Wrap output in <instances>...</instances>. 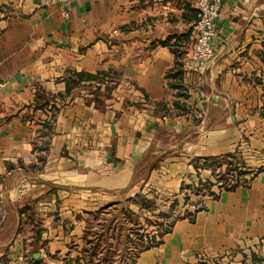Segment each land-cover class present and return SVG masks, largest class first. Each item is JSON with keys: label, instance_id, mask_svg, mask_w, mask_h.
<instances>
[{"label": "crops", "instance_id": "0c3cea01", "mask_svg": "<svg viewBox=\"0 0 264 264\" xmlns=\"http://www.w3.org/2000/svg\"><path fill=\"white\" fill-rule=\"evenodd\" d=\"M196 17V0H0V264H86L99 211L137 213L139 193L191 215L133 264L264 259V0L223 3L203 77L183 66ZM224 155L247 184L218 186L203 162ZM199 180L215 195L185 203Z\"/></svg>", "mask_w": 264, "mask_h": 264}, {"label": "trees", "instance_id": "16d2710c", "mask_svg": "<svg viewBox=\"0 0 264 264\" xmlns=\"http://www.w3.org/2000/svg\"><path fill=\"white\" fill-rule=\"evenodd\" d=\"M84 75H85L84 73H80L79 77H83ZM234 159L239 165H236L235 168H232V163H233L232 160ZM223 164H227L226 170H224L222 174L219 173L217 175L216 173L217 170H221L220 168ZM203 165L212 168L213 173L217 176L216 178L217 182H222L224 184L223 187L225 189H234L239 185L247 184L248 180L246 178V175H248L249 173H252V171L247 170L245 168V162L243 161V159H238L237 157H235V155H224L220 157L205 158ZM233 170L236 174L234 172H231ZM258 170H255V172H257ZM229 183L231 184V186H228ZM212 185L213 183L209 180L207 181L199 180V183L197 185L198 187H195L194 184L183 183L181 187V191L185 193V203L194 202L191 199V193H194V194L203 193V195L204 194L215 195V193L211 190ZM164 200L167 202L165 204H169L168 205L169 212L162 214V219H163L162 222L159 223L157 227H155L157 233H154L151 235L149 233L140 232V228H143L144 226L138 218V220H135V224L138 225L137 226L138 230H136L135 232L136 238L132 240L134 244L132 246L129 243L131 242V237L126 233H124V236H123L122 247L121 249H119V247H116V244L119 241L118 240L114 242L110 241L107 235H105V233L100 232L98 234H95V236L91 237V239H89L90 237L88 235L90 233L88 234L87 232L88 235L87 234L86 235L88 237L87 238L85 237V247L83 249L84 255H85V263L86 264L111 263L110 261L114 260L113 257L116 252L115 249H117L120 260L112 261L113 264H133L135 262V258L137 254L141 250L148 249L162 242L163 235L167 231H169L175 219V218L174 219L172 218V210L179 203L178 199L173 198V197H165ZM153 201L154 200H152L150 197H148L144 193H139L137 197L133 200V202L139 206L140 211L138 213H141L144 210L152 208V206H154ZM128 211L129 210L125 212L127 213ZM130 213L133 215H137L136 212H134L133 210H130ZM186 214L191 215L190 213H187V212ZM145 219L148 224H152V223L154 225L157 224L155 223V221H151L147 218ZM168 220L170 221V223L166 225L165 222ZM116 228H118L117 230L118 231L117 237H118L120 235L119 224H115V226H113V231ZM104 241H105V244H103ZM101 252H103V254H100ZM252 258L253 260L254 259L256 260V258H259L261 260L263 259L262 257L256 255L255 253L252 254ZM26 264H36V263H35L34 258H31ZM39 264H43V263H39ZM64 264H79V259L78 258H68Z\"/></svg>", "mask_w": 264, "mask_h": 264}, {"label": "rangeland", "instance_id": "374dc122", "mask_svg": "<svg viewBox=\"0 0 264 264\" xmlns=\"http://www.w3.org/2000/svg\"><path fill=\"white\" fill-rule=\"evenodd\" d=\"M232 168H235L236 165H239L236 160H232ZM227 168V164H225L223 166V168H220L221 170H217V175L219 173H223L224 170H226ZM239 169V168H238ZM231 172H234L231 171ZM237 172V171H236ZM235 173V172H234ZM236 174V173H235ZM217 178V176L215 177ZM152 199V198H151ZM154 200V206H152V208L150 209H147V210H144L143 212L141 213H136L137 215H133L130 213V210H132L130 207H127L126 204H123V205H115V206H109V207H105L103 208L101 211H99L98 213V218H99V221L97 223H92V225L89 227V230H87L88 232V236H95V234H98L100 232H103V230L107 228V230H112L110 227V225L113 224V221L114 222H119V231L126 233L128 234L130 237H131V242L130 245H134L132 240H134L136 238V235H135V232L137 229V226L135 224V220H139L142 222L143 224V228H140V232H143V233H148V232H152L155 230V227L158 226L159 223L162 222V214L164 213H167L169 212V208H168V205L169 204H165L167 203L164 198H160V201L158 202L159 198H155V199H152ZM179 201V200H178ZM156 206V207H155ZM184 207V206H183ZM183 207L180 206V202L176 205V207L172 210V218H177L183 214H185L186 212L183 211ZM129 210L127 213L125 211ZM183 213V214H182ZM122 216L123 218H125L124 220V224L122 225L120 223V220L122 219ZM149 219L151 221H155V223H157L156 225H154L153 223L152 224H148L146 222V219ZM116 220V221H115ZM107 221V222H106ZM108 225V227H106ZM140 226V225H139ZM97 232V233H96ZM121 235V233H120ZM103 244H105V241L103 242ZM121 242H117L116 244V247H120L121 245ZM116 252L114 254V260H111L110 262L113 264L112 261H117V260H120L119 259V256H118V252H117V249H115ZM97 258V256H96ZM247 259V258H246ZM243 260L242 261V264H264V260L262 259H259V258H256V260L253 258H249L248 260ZM251 259V260H250ZM233 262V257H228V258H225V259H219V260H215L213 261L212 264H232ZM111 263H108V264H111Z\"/></svg>", "mask_w": 264, "mask_h": 264}, {"label": "built area", "instance_id": "2783aa9c", "mask_svg": "<svg viewBox=\"0 0 264 264\" xmlns=\"http://www.w3.org/2000/svg\"><path fill=\"white\" fill-rule=\"evenodd\" d=\"M226 0H196L197 17L192 24V50L185 56L183 66L185 71L203 77L211 59L214 56V41L217 37V18ZM224 188L222 182H218ZM228 186H231L229 183ZM170 221H166L168 225ZM149 234L157 233L156 229Z\"/></svg>", "mask_w": 264, "mask_h": 264}, {"label": "water", "instance_id": "95a60500", "mask_svg": "<svg viewBox=\"0 0 264 264\" xmlns=\"http://www.w3.org/2000/svg\"><path fill=\"white\" fill-rule=\"evenodd\" d=\"M36 257L38 256V254L35 255Z\"/></svg>", "mask_w": 264, "mask_h": 264}]
</instances>
